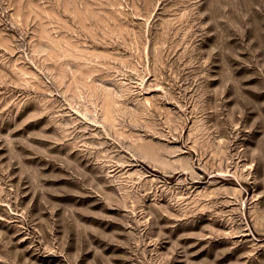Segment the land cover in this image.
Wrapping results in <instances>:
<instances>
[{"label": "rangeland", "instance_id": "1", "mask_svg": "<svg viewBox=\"0 0 264 264\" xmlns=\"http://www.w3.org/2000/svg\"><path fill=\"white\" fill-rule=\"evenodd\" d=\"M0 264H264V0H0Z\"/></svg>", "mask_w": 264, "mask_h": 264}]
</instances>
